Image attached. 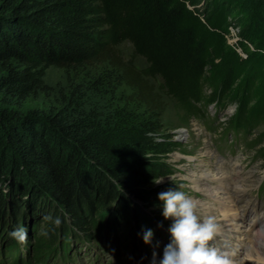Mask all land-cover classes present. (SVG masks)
<instances>
[{
    "label": "trees",
    "instance_id": "16d2710c",
    "mask_svg": "<svg viewBox=\"0 0 264 264\" xmlns=\"http://www.w3.org/2000/svg\"><path fill=\"white\" fill-rule=\"evenodd\" d=\"M232 13L258 26L264 0H0L6 105L21 107L44 89L50 67L94 65L101 69L95 83L129 86L145 107L118 115L114 128L83 132L62 114L0 105V254L9 253L7 262L17 247L27 255L36 249L34 259L46 262L56 251L71 255L81 235L103 245L129 222L149 227L133 199L160 202L150 185L172 174L166 157L177 147L162 132L161 90L188 115L211 102H237L225 136L244 141L245 125L264 121V79L255 87L264 73V32L241 28L254 51L241 61L253 68L239 84L240 56L215 45L216 16ZM125 42L144 67L119 55ZM19 227L23 239L12 235Z\"/></svg>",
    "mask_w": 264,
    "mask_h": 264
},
{
    "label": "rangeland",
    "instance_id": "374dc122",
    "mask_svg": "<svg viewBox=\"0 0 264 264\" xmlns=\"http://www.w3.org/2000/svg\"><path fill=\"white\" fill-rule=\"evenodd\" d=\"M240 16L232 13L228 16L218 15L215 18L221 25L216 31L215 45L220 47V50L228 45L232 47L234 54L240 56L239 70L243 76L238 80V84L253 68L252 65L241 61L249 52L254 51V45L245 43L241 38V28L250 26L252 30L264 32V22L258 26L254 23L249 25ZM118 53L124 59L131 60L138 68L145 66V62L135 55L129 42L122 44ZM100 73V67L94 65L50 67L45 77L44 89L25 100L21 107L8 102L6 105L2 97H0V105L9 106L13 110L20 109L23 113L34 110L44 117L62 114V119L78 123L83 132L114 128L119 120V118L116 120V117L123 115V112L129 114L130 111H135L141 114L145 110L144 104L139 107L138 102L134 100L131 87L108 85L104 82L95 83L94 79ZM262 77L257 79L255 87L263 82L264 73ZM156 85L159 88L160 85L158 83ZM209 91L210 89H207L206 94H209ZM160 95L164 122L162 132L168 139L176 141L177 147L166 157L172 174L158 179L159 182H154L150 187L158 191L171 187L185 192L195 202V212L200 218L203 217L201 213L205 211L204 203H210L214 207L211 216L218 220L223 218L221 210L227 207L229 209V206L221 208L218 201L195 186L193 179L205 171L210 172L212 177L230 175L233 179L232 188L235 186L244 188L243 195L236 198L237 203L232 206V210H238V216L240 218L242 216L246 229L252 228L256 232L262 230L264 228V121H254L245 125L248 132L243 141L240 135L232 132L225 136L226 128L231 125L233 114L237 109V102L228 98L225 101L211 102L208 105L204 104L205 107L198 106L200 111L196 114L188 115L178 108L164 91L161 90ZM120 120H123V117ZM216 183L212 186L215 187ZM133 200L150 219L149 227L155 229L152 244L145 243L137 224L133 226L129 222L130 228L126 232L121 226L117 238L109 239L103 245L100 240L92 236L87 237L86 240L81 235L78 240L71 241V255L63 252L61 256V252L56 251L46 262L45 260L38 262L34 259V254L38 253L36 249L30 250L27 255L17 247L14 252V262H7L10 258L9 253L3 252L2 255L0 254V264H153V252L157 253L158 259L162 256L164 245L169 242L170 234L167 228L171 219L162 216L161 201L157 205H148ZM161 221L163 226L157 227ZM132 228L133 230L130 231ZM208 244L228 260L237 258L235 260L238 264H264V261L258 263L250 257L252 243L247 235L236 240L215 233Z\"/></svg>",
    "mask_w": 264,
    "mask_h": 264
},
{
    "label": "clouds",
    "instance_id": "9594fccd",
    "mask_svg": "<svg viewBox=\"0 0 264 264\" xmlns=\"http://www.w3.org/2000/svg\"><path fill=\"white\" fill-rule=\"evenodd\" d=\"M157 196L162 202V216L170 218L171 223L167 228L169 242L164 245L158 259L157 253L153 252V264H230L226 256L208 244L218 229L213 217H198L193 199L177 188L170 187L158 192ZM162 226V221L157 224V227ZM154 233V228L142 226L140 234L145 243L152 244ZM12 235L23 239L27 233L19 227L13 230Z\"/></svg>",
    "mask_w": 264,
    "mask_h": 264
},
{
    "label": "bare ground",
    "instance_id": "6f19581e",
    "mask_svg": "<svg viewBox=\"0 0 264 264\" xmlns=\"http://www.w3.org/2000/svg\"><path fill=\"white\" fill-rule=\"evenodd\" d=\"M205 179L209 180L210 183ZM193 181L195 182V186L197 188L204 190L208 196L218 201V204L221 206V208L229 206V209L227 207V209L225 208L221 210V215L223 218L217 220L211 216L214 211V207H212L210 203H204L205 211L201 213L203 216L202 218L204 219L213 217L218 225L216 233L226 238H235L237 240L242 238V236H249L252 243L250 257L255 259V262L258 263L260 261H264V228L257 232L253 231L252 228L246 229V223L244 224L243 219H241L242 216L241 218L238 216V210H232V206L234 207L237 203L236 198H239L243 195L244 188L236 186L232 188L233 179L230 177V175L222 174L219 177H212L208 171L202 172L201 175L196 176ZM213 183H216L215 187L212 186ZM235 259L237 258L229 259L230 264H238Z\"/></svg>",
    "mask_w": 264,
    "mask_h": 264
}]
</instances>
